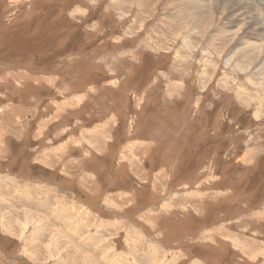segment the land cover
<instances>
[{"label": "rangeland", "instance_id": "rangeland-1", "mask_svg": "<svg viewBox=\"0 0 264 264\" xmlns=\"http://www.w3.org/2000/svg\"><path fill=\"white\" fill-rule=\"evenodd\" d=\"M239 2L0 0V264H264V0Z\"/></svg>", "mask_w": 264, "mask_h": 264}, {"label": "bare ground", "instance_id": "bare-ground-1", "mask_svg": "<svg viewBox=\"0 0 264 264\" xmlns=\"http://www.w3.org/2000/svg\"><path fill=\"white\" fill-rule=\"evenodd\" d=\"M238 1V0H237ZM240 1V0H239ZM217 2H218V0H217ZM234 2V1H233ZM244 2V0H241V2H239V3H237L238 4V8H236L237 9V13H239V17H241V22H245V21H247L248 19L246 18L247 17V15H244V14H242L243 13V11L246 9V6H245V4L243 3ZM222 4V3H221ZM252 9V8H251ZM262 10V9H261ZM251 12H252V10H251ZM250 11H247V13H248V15H250V13H251ZM262 12V11H261ZM261 12H260V14H261ZM236 13V14H237ZM253 14V13H252ZM263 15H264V12H263ZM252 16V15H251ZM253 16H258V14H253ZM251 17V19H252V21H254V22H257V25L258 26H260V24H259V21H258V18H255V17ZM240 19V18H239ZM261 23V22H260ZM260 28V27H259ZM260 38L262 39V41H264V35H262V34H260ZM255 46H256V44H255ZM263 46V45H262ZM259 48H261V46L259 47ZM263 49V48H262ZM261 59V58H260ZM206 61V60H205ZM210 62V61H209ZM244 71V70H243ZM264 80V79H263ZM263 86V85H262ZM261 88V87H260ZM264 89V88H263ZM258 90V89H257ZM256 91V90H255ZM258 92V91H257ZM237 93V92H236ZM241 93V92H240ZM250 96V95H249ZM253 96V95H252ZM242 97V96H241ZM4 203V202H3ZM25 215H26V213H25ZM38 216V215H37ZM39 220V219H38ZM41 220V219H40ZM40 220H39V222H40ZM10 221H11V219H10ZM25 221V220H24ZM23 221V222H24ZM35 221V220H34ZM21 222V221H20ZM46 222V221H45ZM43 223V222H42ZM24 224V223H23ZM31 224V223H30ZM47 225H49V224H47ZM41 226H43V224L41 225ZM49 227V226H48ZM30 228V227H29ZM28 228V229H29ZM47 228V227H46ZM45 229V228H44ZM18 230H19V228H18ZM31 230H32V228H31ZM40 231V230H39ZM42 232V231H41ZM45 234H47V233H45ZM58 234V233H57ZM56 236V235H55ZM58 236V235H57ZM33 239V238H32ZM58 241V240H57ZM49 244V243H48ZM52 244V243H51ZM135 245V244H134ZM46 247V246H45ZM47 250V249H46ZM45 250V251H46ZM52 251V250H51ZM47 252V251H46ZM57 253V252H56ZM52 254V253H51ZM61 255V254H60ZM70 256V255H69ZM78 256V255H77ZM51 257V256H50ZM79 257V256H78ZM52 259H54V258H52ZM76 259V258H75ZM80 261H82V262H84L85 264H93V261H92V258H87V257H82L81 256V260Z\"/></svg>", "mask_w": 264, "mask_h": 264}]
</instances>
